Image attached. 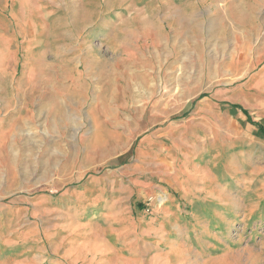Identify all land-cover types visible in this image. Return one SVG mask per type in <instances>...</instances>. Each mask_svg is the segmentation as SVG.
<instances>
[{"label": "rangeland", "instance_id": "374dc122", "mask_svg": "<svg viewBox=\"0 0 264 264\" xmlns=\"http://www.w3.org/2000/svg\"><path fill=\"white\" fill-rule=\"evenodd\" d=\"M0 264H264V0H0Z\"/></svg>", "mask_w": 264, "mask_h": 264}, {"label": "trees", "instance_id": "16d2710c", "mask_svg": "<svg viewBox=\"0 0 264 264\" xmlns=\"http://www.w3.org/2000/svg\"><path fill=\"white\" fill-rule=\"evenodd\" d=\"M254 125H256L255 123H253ZM258 126V125H257ZM258 127H260V126H258Z\"/></svg>", "mask_w": 264, "mask_h": 264}, {"label": "bare ground", "instance_id": "6f19581e", "mask_svg": "<svg viewBox=\"0 0 264 264\" xmlns=\"http://www.w3.org/2000/svg\"><path fill=\"white\" fill-rule=\"evenodd\" d=\"M211 195V194H210ZM210 212V211H209ZM214 212V211H213ZM211 213V212H210ZM212 215V214H211ZM215 215V214H214Z\"/></svg>", "mask_w": 264, "mask_h": 264}]
</instances>
